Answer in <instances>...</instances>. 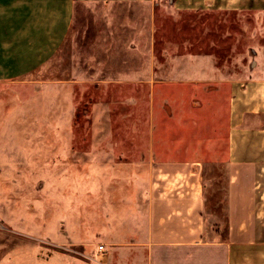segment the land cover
<instances>
[{"label": "rangeland", "instance_id": "374dc122", "mask_svg": "<svg viewBox=\"0 0 264 264\" xmlns=\"http://www.w3.org/2000/svg\"><path fill=\"white\" fill-rule=\"evenodd\" d=\"M136 8H116L122 49L108 57L98 43L109 34L97 32L103 8L92 5L88 15L78 6L72 43L35 76L39 97L2 88L10 134L9 159L0 158V264H38L49 254L69 255L73 264H114L115 245L102 232L112 227V187L120 178L96 172L113 159L200 163L204 186L222 211L230 82L255 70L257 53L264 52V15L176 12L167 0ZM70 72L78 77L72 106L63 96L49 97L45 87L70 81ZM52 139L58 150L53 177L44 155ZM70 139L65 155L62 142ZM86 164L88 176L81 171ZM50 234L70 246L51 244Z\"/></svg>", "mask_w": 264, "mask_h": 264}, {"label": "crops", "instance_id": "0c3cea01", "mask_svg": "<svg viewBox=\"0 0 264 264\" xmlns=\"http://www.w3.org/2000/svg\"><path fill=\"white\" fill-rule=\"evenodd\" d=\"M152 1L0 0V94L8 85L39 97L32 89L41 85L35 76L44 66L56 62L68 40L72 43L78 6L85 8L82 10L88 15L92 5L103 8L100 17L104 24L98 25L97 32L112 36L104 34L98 43L103 42L99 49L107 50L109 57L115 49H122L121 37L116 35L122 31L117 19L121 11L116 8L125 4L135 9L138 4ZM167 2L176 12L264 15V0ZM132 12L135 19V10ZM128 23L131 32L135 24H131L130 11ZM131 45L134 46L129 40L127 49ZM99 54L105 56L104 52ZM257 54L256 67L250 76L230 82L221 212H217L213 197L209 196L211 191L204 186L202 165L195 161L147 163L113 159L108 163L103 160L102 167H97L99 176L120 178L119 183L115 179L112 187V227L102 232V238L115 245L110 248L114 264H264V52ZM76 78L70 72V81H49L45 86L48 96H63L72 106L71 87ZM2 100L0 95V158L9 159L4 150L10 132ZM49 144L48 152H44L49 156V168L45 169L53 177L57 176L56 169L50 168L58 151L56 139ZM62 145L66 155L72 140H63ZM17 149L21 152L20 144ZM81 171L88 176V164ZM36 172L40 174V170ZM51 240L56 246H70L59 235L54 234ZM38 264L73 262L69 255L49 254Z\"/></svg>", "mask_w": 264, "mask_h": 264}, {"label": "built area", "instance_id": "2783aa9c", "mask_svg": "<svg viewBox=\"0 0 264 264\" xmlns=\"http://www.w3.org/2000/svg\"><path fill=\"white\" fill-rule=\"evenodd\" d=\"M103 248L100 246V248H99V250L101 251ZM96 261V263H94V264H102L101 262H100V260H95Z\"/></svg>", "mask_w": 264, "mask_h": 264}]
</instances>
